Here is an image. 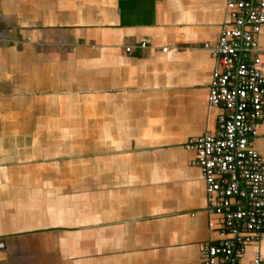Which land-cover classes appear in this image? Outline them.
<instances>
[{"label":"crops","instance_id":"crops-1","mask_svg":"<svg viewBox=\"0 0 264 264\" xmlns=\"http://www.w3.org/2000/svg\"><path fill=\"white\" fill-rule=\"evenodd\" d=\"M225 3L0 0V264H202L222 217L182 145L221 112Z\"/></svg>","mask_w":264,"mask_h":264},{"label":"built area","instance_id":"built-area-1","mask_svg":"<svg viewBox=\"0 0 264 264\" xmlns=\"http://www.w3.org/2000/svg\"><path fill=\"white\" fill-rule=\"evenodd\" d=\"M225 11L217 40L203 43L214 59L207 102L221 109L216 128L182 146L196 153L206 210L222 217L218 240L202 246V264H264L259 251L241 260L247 244L264 241V159L255 147L264 107V63L256 53L264 0H226Z\"/></svg>","mask_w":264,"mask_h":264},{"label":"rangeland","instance_id":"rangeland-1","mask_svg":"<svg viewBox=\"0 0 264 264\" xmlns=\"http://www.w3.org/2000/svg\"><path fill=\"white\" fill-rule=\"evenodd\" d=\"M80 139V138H79ZM80 141H81V139H80ZM74 148H77V147H81V144L77 141V137H74Z\"/></svg>","mask_w":264,"mask_h":264}]
</instances>
